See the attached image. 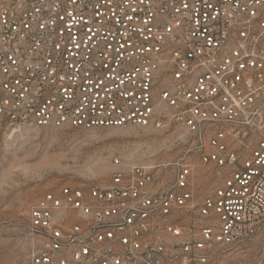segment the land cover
<instances>
[{
  "label": "built area",
  "instance_id": "built-area-1",
  "mask_svg": "<svg viewBox=\"0 0 264 264\" xmlns=\"http://www.w3.org/2000/svg\"><path fill=\"white\" fill-rule=\"evenodd\" d=\"M2 124H174L193 141L171 165L46 194L28 264H264V0H0Z\"/></svg>",
  "mask_w": 264,
  "mask_h": 264
},
{
  "label": "rangeland",
  "instance_id": "rangeland-1",
  "mask_svg": "<svg viewBox=\"0 0 264 264\" xmlns=\"http://www.w3.org/2000/svg\"><path fill=\"white\" fill-rule=\"evenodd\" d=\"M192 142L174 124L15 133L0 125V264L29 263L41 242L30 230V213L46 194L64 187H106L115 173L134 165H171L186 156ZM188 159L196 166V187L208 189L214 173L194 157ZM168 172L173 174V167ZM236 254L239 260H251L255 252Z\"/></svg>",
  "mask_w": 264,
  "mask_h": 264
}]
</instances>
